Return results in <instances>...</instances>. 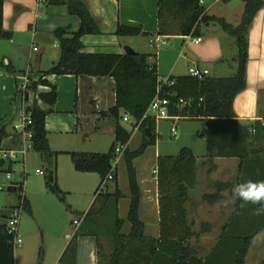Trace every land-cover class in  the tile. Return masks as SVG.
Returning a JSON list of instances; mask_svg holds the SVG:
<instances>
[{"label":"crops","instance_id":"0c3cea01","mask_svg":"<svg viewBox=\"0 0 264 264\" xmlns=\"http://www.w3.org/2000/svg\"><path fill=\"white\" fill-rule=\"evenodd\" d=\"M81 1L101 30V34L85 35L82 37L84 50L89 53L122 54L126 52L125 48L127 47L134 52L140 53L130 43L137 45L138 39L136 41L133 39L143 36L148 39L150 48L143 54L150 55L148 57L150 66H156L158 83L164 77L171 78L172 80L174 77L187 75V73L179 74L177 72L181 60L185 61L187 70L190 66L197 64L200 67L207 68L209 75L214 77H228V75L224 74L226 71L225 68L230 65V62L236 61L237 47L235 39L230 35L226 37V33L223 34L211 28L220 27L217 23L212 22L200 25V32L196 36L181 34L161 35L162 39L166 41V44L160 47H154L150 45L149 40L159 35L157 34L159 27V7L157 0ZM199 2L204 7V14L206 16L224 19L232 27L239 25L241 15L244 11V2L242 0H199ZM118 25L140 28L142 31L149 33V35L141 34L138 36L120 37L114 34ZM79 27L80 19L76 15L71 14L66 5L52 4L50 1L40 4L38 0H4L3 28L10 33V37L0 40V127L5 125L9 135L2 141L1 146L9 147L18 143L19 133L15 131L14 126L20 121L22 112L25 109L29 110V107L35 99H37L40 107L43 109L47 108L46 104L38 98V94L49 92L51 88L49 86L39 85L36 91H32L29 89V86L32 82L38 81L42 77V72L49 70L59 59L60 49L54 31L58 28H67L69 31L75 32ZM201 27L205 28L201 29ZM127 38L130 39L126 40ZM193 38L198 39L199 42L195 43L192 41ZM247 38L248 61L246 86L235 97L233 108L236 113V118L239 121L240 134L248 142L250 136L253 134L249 131L251 128H254L253 123L263 118L264 8L260 9L254 16L248 29ZM224 41H227L226 47L224 46ZM2 62L11 66L14 71L11 73L5 72L1 64ZM213 71L214 74H212ZM45 78L57 88V99L53 111L45 117V129L47 131L48 142H50L49 133L77 136L79 128L83 126V123L78 126L79 113L80 111H85L83 109L90 108V111L95 112L99 110L102 112L107 111L115 105V81L110 76L97 77L50 74ZM27 101L30 102L29 106H27ZM121 113L125 115L124 112ZM81 114L87 118L85 112ZM97 116L95 115V118L98 119L100 116ZM102 119H107L104 120L107 122L113 120L109 117ZM98 122L96 127H98ZM126 122L130 123V128L122 125L131 131L134 124L133 119L130 118ZM113 124L114 128L112 133L115 137L114 120ZM173 125L176 127L175 123ZM135 128L133 133L141 131L139 128ZM13 132L18 135L17 138H13ZM150 136L146 134V137L150 138ZM85 139H88V134H85ZM127 150L130 151V141L127 144ZM53 152L58 153L59 151ZM123 155H125V152ZM123 155L120 156L116 167V178L113 181H109L105 187L106 189L103 190L104 193L108 194V200L105 199V194L99 196L101 201L98 203V213L96 214L98 230L95 231L89 224L86 225L89 216L85 218L86 213L96 199L95 196L89 208L78 217L80 224L75 225L74 221L71 225L65 224L61 232L52 234L50 241L47 246H44L43 250L40 247L38 248L35 242L30 243V246L26 249L22 248L18 252L15 251V248L23 247V244L14 247V264H60L63 252L74 236H76V264H107L113 251V241H128L131 233V223L128 219L131 201L129 174H126V189L120 184V166L123 161ZM25 157L23 161H25ZM197 160L199 163L200 158L197 157ZM214 163L216 164L214 171L209 172L205 169V173L203 174L204 184L200 183L201 167L199 166L196 178L197 183L194 187L187 190L188 199L184 203L187 225L190 227V232L194 233L188 239L191 246L197 249L200 255H204L209 251L214 240L221 233L223 225L231 215L235 204L225 206L221 203L222 200H203V195H212L217 192V181L225 182L230 179L234 180L237 176L238 158H215ZM9 168L11 169V166ZM135 171L141 191L138 215L144 224V235L147 239H158L160 237L161 218L157 170L154 169L156 175L152 179L141 177L139 170L135 169ZM126 172L128 173L127 164ZM87 173L97 174L93 172ZM110 182H112V187ZM18 184L16 187H7V190L10 192L23 191V182H19ZM20 185L21 187L16 189ZM12 188L14 190H11ZM220 193L224 196V199L230 198V189L223 190ZM117 194L118 196H116ZM112 198H114V201L109 202ZM17 204L14 199H9L5 202L9 216L11 215L13 207ZM23 208L30 209V204L27 199L26 203H23ZM106 208H113L114 230L106 228L110 225V222H106L104 218L106 214L104 209ZM8 215L7 219L9 218ZM99 228L104 232L102 236L98 233L100 231ZM259 234L255 240L264 237V234L260 236ZM254 241L253 244L255 243ZM135 244L136 242L131 243L128 246L130 247L128 251L126 250L122 253L121 264H129L133 261L132 251L136 247ZM106 245H108V248L111 247L112 251H109L104 256ZM145 252V245H142L139 264H147V261L151 257L150 255L142 257Z\"/></svg>","mask_w":264,"mask_h":264},{"label":"trees","instance_id":"16d2710c","mask_svg":"<svg viewBox=\"0 0 264 264\" xmlns=\"http://www.w3.org/2000/svg\"><path fill=\"white\" fill-rule=\"evenodd\" d=\"M244 11L237 27H232L224 19L206 16L204 7L199 0H157L159 35H192L200 32V25L217 23L225 33L235 39L237 54L235 60L237 69L228 77H214L208 75L203 79L190 75L174 77L173 85L165 88L166 95L173 106L170 112L180 118L201 119L205 121L202 134L206 138V158L201 163L207 165L208 171H214L215 158H238L236 178L228 181H217V192L203 195V200H223L220 192L230 189L233 184L245 180H264V101H262L263 118L253 123L255 132L247 142L240 134L239 121L233 108L235 97L246 86V70L248 61V29L256 13L264 8V0H242ZM3 2L0 0V40L9 38L10 33L3 28ZM52 4L66 5L69 12L80 19V27L72 32L67 28H58L54 35L58 40L60 56L56 63L42 72V77L32 82L29 89L36 91L39 85L49 86L51 90L38 94V98L47 108L39 106L37 99L29 107L32 117L33 150L38 152L49 163L50 175L46 179V187L53 193L60 195L55 174L58 153L51 151L45 129V117L53 111L57 99V88L45 77L50 74L75 76H110L115 81L116 102L107 111L99 113L101 118H112L115 122V142L107 153L80 152L72 153L74 168L80 172H93L100 175V183L95 191L96 199L86 213H98L99 196L108 194L102 190V183L112 167L115 147L118 144H128L138 121H140L152 99L156 94L158 74L156 66H150V55L128 52L89 53L84 50L82 37L85 35L101 34L95 20L81 0H50ZM117 36L149 35L140 28L118 25L114 31ZM5 72L14 70L11 66L1 63ZM171 79V78H170ZM183 99L184 104H178ZM121 112L128 114L134 121L133 129L127 130L122 124ZM155 121L145 119L139 129L146 137L145 129L150 128L153 137ZM9 135L7 127H0V146ZM13 132V138H17ZM144 144L137 151L125 150V159L129 174L130 207L128 219L131 223V233L128 241H113V251L107 264H121L122 253L128 251L130 244L136 242L132 251V262L139 264L141 246L145 245V254L151 257L147 264H245L250 246L259 232L264 229V215L252 214L253 205L240 207L236 201L233 211L223 225L219 236L214 240L209 251L200 255L189 241L190 232L184 203L188 199L189 188L197 183L199 163L197 157L187 148L181 149L177 156H159L157 164V187L160 204V237L147 239L144 235V224L138 211L141 191L136 179V171L132 160L145 149ZM0 165L3 162L0 161ZM116 178V173L115 177ZM17 187L16 189H19ZM11 190H14L12 188ZM118 196V194L116 195ZM20 201V199H19ZM205 226V225H203ZM118 235V234H117ZM101 250V248H100ZM101 260V252H100ZM0 264H14L13 235L7 231L5 225H0ZM60 264H76V236L72 238L63 252Z\"/></svg>","mask_w":264,"mask_h":264},{"label":"rangeland","instance_id":"374dc122","mask_svg":"<svg viewBox=\"0 0 264 264\" xmlns=\"http://www.w3.org/2000/svg\"><path fill=\"white\" fill-rule=\"evenodd\" d=\"M204 28L205 27H201V29ZM211 28L225 34L222 27ZM225 36L229 37L227 33ZM128 39L130 38L126 40ZM137 39V45L135 43L130 44L140 51V53H144L147 49H150L148 39L141 36L133 40L136 41ZM226 45L227 41H224V46L226 47ZM236 69L237 62H230V65L226 66L224 74L229 76L233 72L235 73ZM177 72L179 74H188L184 60L180 61ZM212 74H214V71ZM29 105L30 102L27 101V106ZM83 110L85 111H80L79 113L80 118L78 121V126L82 123L83 126L79 128L77 136L49 133V147L51 151H59L56 160V176L58 187L61 190L60 195L53 193L46 187L45 181L50 175L51 167L49 163L34 150L27 153L25 161L20 157V160L17 162H4V164L0 166V186L3 187V189L0 190V225L5 222L7 223L8 220V209L5 206L7 200L14 199V201L20 204L19 199H23V203L25 204L27 199L31 209H22L19 232L23 247H16V252L21 251L22 248L26 249L32 242H35L36 246L43 250L44 246H47L50 241L52 234L61 232L65 224L71 225L75 219H78V217L89 208L95 197V190L101 180L100 175L87 172L83 173L75 170L71 154L74 152L107 153L111 145L115 142V137L112 133L114 124L113 120L107 122L104 121L107 119L103 120L100 118L99 113L101 111L99 110L95 112L90 111V108ZM82 112L86 113L87 118L84 117L85 115L81 114ZM75 113L77 114V112ZM95 115H98L97 117L99 118H95ZM121 115H123V113H121ZM97 121H99L98 127H96ZM174 123L176 125L177 137L172 136L170 129ZM121 124L130 128L129 122L121 120ZM204 130V120L179 118L175 121L164 119L156 122L155 132L152 138L147 137L145 139L142 131L137 133L134 132L130 140V151H137L143 144L145 145V149L141 154L134 157L133 163L135 169L139 170L141 177L152 179L156 175L154 169L157 170L158 157L177 156L183 148L190 150L194 155L200 158L199 163H202L207 154L206 138L202 136ZM85 134H88V139H85ZM122 160L120 166V184L126 189V174L128 175V173L126 172V164H124L126 162L124 155L122 156ZM9 166H11V169ZM199 166L201 167L200 183L204 184L205 180L203 179V174L205 173V169L208 170L209 167L207 165L201 166V164ZM37 169L42 171L41 174L36 173ZM8 170L11 171V179L9 180L6 178ZM16 182H23V191H8L7 187H16ZM108 183L109 182L106 183V186ZM110 183L112 187V182ZM110 200L109 202H112L114 198ZM104 210L106 213L104 218L106 222H110V225L106 228L114 230L113 208H106ZM6 223L4 225H6ZM87 224L95 231L98 230L95 212L89 215L86 221V225ZM99 230L98 233L102 236L104 232L101 228H99ZM261 234H264V230L259 236ZM254 242L255 243H252L248 251L245 264H264V237H260V239ZM109 251L111 252L112 248H108V245H106L104 256H106V253Z\"/></svg>","mask_w":264,"mask_h":264},{"label":"built area","instance_id":"2783aa9c","mask_svg":"<svg viewBox=\"0 0 264 264\" xmlns=\"http://www.w3.org/2000/svg\"><path fill=\"white\" fill-rule=\"evenodd\" d=\"M38 1L41 4L44 2H48L50 0H38ZM192 41H194L195 43L199 42V40L195 38H193ZM149 42L150 45L154 47H160L161 45L166 44V41L162 39L161 35H156L150 38ZM188 75H190L193 78L203 79L209 75V70L207 68L200 67L199 65L194 64L189 67ZM173 84L174 81L171 80L170 78H164L161 81H159L156 89V94L152 99V101L150 102L144 117L137 122L135 129H138L145 119H151L154 120L155 122L164 119H169V120L179 119V116H174L170 112L173 104L171 103L170 99L163 94L165 88ZM180 103L184 104L183 99H180L178 101V104ZM130 118L131 117L128 114H125L123 120L129 121ZM14 127H15V131L19 133L18 143L9 147L1 146L0 161L14 163L20 160V157L24 158L29 151L33 150V141H32L33 130H32L31 111L25 109L20 116V121L17 124H15ZM170 129L172 136L176 137L177 136L176 127L173 125ZM249 131L251 133H254L255 129L251 128ZM126 148H127V144H118L115 147L114 157L112 159V167L109 173L107 174V176L105 177V179L103 180L102 190L106 189L105 187L107 182L114 180L119 158L121 155H123ZM36 172L41 173V171L39 170H37ZM6 178L8 180L11 179L10 170L7 171ZM18 183L19 182H16L15 185L18 186L19 185ZM2 189L3 187L0 186V190ZM22 209H23V199H20V204H17L13 207L11 215L9 216L6 223L7 231L13 235L14 247L22 245V240L19 232V224H20ZM74 224L79 225L80 219L74 220Z\"/></svg>","mask_w":264,"mask_h":264},{"label":"clouds","instance_id":"9594fccd","mask_svg":"<svg viewBox=\"0 0 264 264\" xmlns=\"http://www.w3.org/2000/svg\"><path fill=\"white\" fill-rule=\"evenodd\" d=\"M236 201H240L241 208L253 205V215H264V180H245L233 184L230 198L222 200L221 203L228 206Z\"/></svg>","mask_w":264,"mask_h":264},{"label":"water","instance_id":"95a60500","mask_svg":"<svg viewBox=\"0 0 264 264\" xmlns=\"http://www.w3.org/2000/svg\"><path fill=\"white\" fill-rule=\"evenodd\" d=\"M125 51H126V53H128V52H132V50L130 49V48H125ZM145 132H146V134H147V136H150V128L149 127H147L146 129H145Z\"/></svg>","mask_w":264,"mask_h":264}]
</instances>
